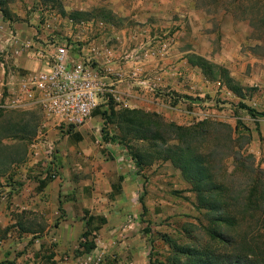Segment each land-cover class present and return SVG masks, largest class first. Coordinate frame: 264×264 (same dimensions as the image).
I'll return each instance as SVG.
<instances>
[{"label": "rangeland", "instance_id": "obj_1", "mask_svg": "<svg viewBox=\"0 0 264 264\" xmlns=\"http://www.w3.org/2000/svg\"><path fill=\"white\" fill-rule=\"evenodd\" d=\"M167 1L168 8L156 10L155 16L146 8H135L125 19L110 11L104 0H42L38 6L56 39L67 42L72 54L103 58L110 79L121 83L118 88L109 86L105 102L79 128L43 127L38 109L0 110L4 115L22 114L27 121L32 118L31 124L37 125L35 135L22 138L24 161L0 176V264H162L170 255L166 239L187 240L185 228L206 224L179 170L163 161L138 167L132 153L142 150L144 143L132 136H127L126 145L104 141L124 135L102 116L111 107L117 113L155 114L179 126L203 121L226 125L233 132L235 151L253 155L254 170L264 176V43L256 39L263 31L264 0ZM126 2L130 8L136 0ZM74 13L83 16L71 18ZM135 13L152 21L129 19ZM188 55L227 69L244 98L219 81H208L200 69L187 64ZM8 90H0V99ZM12 142L2 140L3 145ZM222 161V181L235 189L247 184L250 188L246 167L235 168L226 155ZM96 171L111 178L96 183ZM69 180L72 184L65 185ZM41 182H57L59 195H104L102 207L116 205L124 183L133 193L120 203L128 213L116 227L123 226L121 232L127 229L130 235L106 249L97 229L107 221L99 215L87 229L75 222V232L63 230L66 201H53L46 194L37 199L34 193ZM90 243L95 249L85 253L83 246Z\"/></svg>", "mask_w": 264, "mask_h": 264}, {"label": "trees", "instance_id": "obj_2", "mask_svg": "<svg viewBox=\"0 0 264 264\" xmlns=\"http://www.w3.org/2000/svg\"><path fill=\"white\" fill-rule=\"evenodd\" d=\"M7 2L0 0L4 17L7 16ZM81 15L74 13L70 17ZM261 27L263 31L256 39L264 43V20ZM186 59L187 64L200 69L208 81H219L231 93L244 98L243 89L227 69L199 55H188ZM102 116L111 124H117L124 133L104 138L105 142L126 145L127 136H132L133 140L144 143L142 150L132 153L135 164L142 167L154 161L169 162L195 193L197 209L204 211L206 224L185 228L187 240L166 239L170 255L162 264H264V176L261 171L254 170L253 155L235 151L233 132L226 125L203 121L179 126L166 123L155 114L137 110L117 113L113 107ZM32 120L27 121L22 114L4 115L0 111V176L24 161L22 138L28 133L35 135L37 131ZM3 139L13 142L3 145ZM222 140L227 142L226 147ZM222 148L229 150L224 153ZM225 155L234 160L235 168L246 167L251 178L250 188L247 184L245 189H235L220 179L218 171ZM43 185L45 182L40 183ZM88 236L86 233L85 237ZM83 249L91 253L95 244L90 243Z\"/></svg>", "mask_w": 264, "mask_h": 264}, {"label": "crops", "instance_id": "obj_3", "mask_svg": "<svg viewBox=\"0 0 264 264\" xmlns=\"http://www.w3.org/2000/svg\"><path fill=\"white\" fill-rule=\"evenodd\" d=\"M7 1V5L5 6L7 8V16L4 17L0 11V58L4 60L3 62L0 61V90H2V88L13 89L23 76L27 75L29 72H37L43 69V65L34 60L32 53L26 49V44L32 43L34 50L40 48L51 50L53 48V42L56 40V33L54 29L50 27L51 24L47 15L38 10V6L40 7L42 0ZM167 2V0H136L134 5L130 8H128L126 0H104L103 3H108L110 11L118 13L119 17L125 19L130 16V13H133L135 8H141L142 10L146 8V10H150L152 16H155L156 10L159 9V13H162L163 8H168ZM148 18H150V16L139 17L135 13L129 19L151 22L152 19L146 20ZM69 34L71 35V33ZM80 56L85 57L84 55ZM103 60V58L101 61L96 60L94 57V63L99 67L102 75L107 78L108 86L115 84L118 88L121 80L116 77L110 79L107 73L110 67L106 65L107 63H104L105 61ZM118 69L120 70L121 68L119 67ZM118 75L119 74L116 76ZM131 96L132 97H129L131 101L134 100V102L137 103L138 99L136 95ZM64 172H69V170L65 168ZM119 175L121 174L119 173ZM96 176V183L101 184L104 183L107 178L108 180L111 178V176L97 171ZM131 182L133 181L131 180L129 183ZM65 183V185H70L72 181H65ZM121 184V190L116 197V205L113 207L100 206L101 204L99 203L105 199L104 195H59L60 192L57 182H45L43 186L39 184L37 187L38 192L36 194L34 193V195H38L37 199H39L41 195L46 194L50 195L53 201L59 198L66 201L65 220L62 221L63 230H72L75 232L76 228H72V223L75 222L80 223L83 229L84 227L87 229L92 226L96 216H103L107 222L97 229V233L103 245L109 250V248H112V246L116 244L119 237L127 238V236L130 235V230L127 232L126 229L121 232L123 226L116 227L118 223L123 221L121 217H124V215L128 213L122 209L120 203L126 202L127 198L128 200L131 199L133 193L124 186V183ZM88 221L91 222L88 224ZM134 226H132V228H134ZM133 263L138 264L136 261Z\"/></svg>", "mask_w": 264, "mask_h": 264}, {"label": "built area", "instance_id": "obj_4", "mask_svg": "<svg viewBox=\"0 0 264 264\" xmlns=\"http://www.w3.org/2000/svg\"><path fill=\"white\" fill-rule=\"evenodd\" d=\"M25 46L43 69L29 72L8 90L7 96L0 99V110L38 109L43 127L66 130L87 123L109 91L107 78L94 57L72 54L68 43L57 39L51 50H34L32 43Z\"/></svg>", "mask_w": 264, "mask_h": 264}]
</instances>
